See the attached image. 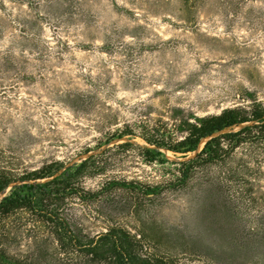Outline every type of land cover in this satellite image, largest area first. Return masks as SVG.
I'll use <instances>...</instances> for the list:
<instances>
[{
    "label": "rangeland",
    "instance_id": "rangeland-1",
    "mask_svg": "<svg viewBox=\"0 0 264 264\" xmlns=\"http://www.w3.org/2000/svg\"><path fill=\"white\" fill-rule=\"evenodd\" d=\"M253 98L264 103V0H0V169L20 177L94 155L81 182L107 183L106 198L65 202L83 231L119 224L177 264H264L260 148L229 151L185 184L178 169L206 138L148 161L140 137L113 136L146 122L174 141L183 121Z\"/></svg>",
    "mask_w": 264,
    "mask_h": 264
},
{
    "label": "trees",
    "instance_id": "trees-1",
    "mask_svg": "<svg viewBox=\"0 0 264 264\" xmlns=\"http://www.w3.org/2000/svg\"><path fill=\"white\" fill-rule=\"evenodd\" d=\"M241 124L238 129H232ZM138 128L134 133V129L126 126L113 136L140 137L149 145L140 148L148 161L154 160L150 156L160 154V148L194 151L206 138L202 148L182 161L178 169L179 180L185 184L196 168L223 160L224 154L236 148L245 149L248 154L260 148L264 155V103L257 98L245 107H227L219 113L183 121V135L174 141L163 135L157 124L143 122ZM226 128L229 130L225 131ZM98 164L95 156L90 155L66 167L60 161H53L20 177L0 169V195L4 194L0 197V253H32L25 261L14 264H177L169 256L143 252L140 235L119 224L109 223L95 234L77 226L65 202L74 198L90 206L104 201L107 183L97 191H90L81 182L95 174ZM146 190L156 193L153 188ZM21 241L26 242L24 249ZM0 264H3L1 259Z\"/></svg>",
    "mask_w": 264,
    "mask_h": 264
}]
</instances>
